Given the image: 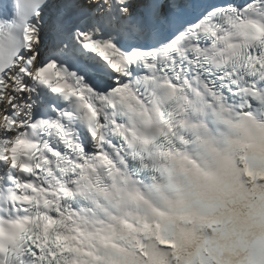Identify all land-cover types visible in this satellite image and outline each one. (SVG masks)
<instances>
[{
    "label": "snow or ice",
    "instance_id": "6c2138e0",
    "mask_svg": "<svg viewBox=\"0 0 264 264\" xmlns=\"http://www.w3.org/2000/svg\"><path fill=\"white\" fill-rule=\"evenodd\" d=\"M0 264H264V0H0Z\"/></svg>",
    "mask_w": 264,
    "mask_h": 264
}]
</instances>
